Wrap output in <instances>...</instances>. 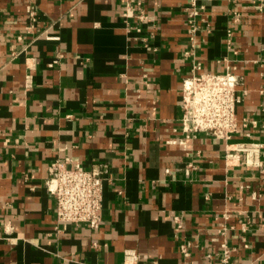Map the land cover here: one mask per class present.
I'll return each mask as SVG.
<instances>
[{"label":"crops","instance_id":"obj_1","mask_svg":"<svg viewBox=\"0 0 264 264\" xmlns=\"http://www.w3.org/2000/svg\"><path fill=\"white\" fill-rule=\"evenodd\" d=\"M125 1L147 22L126 18ZM188 3L0 0V264H123L126 249L136 264H208L223 214L227 264H264V148L261 168L234 149L264 144V0L197 1L194 59L200 72L232 68L236 117L249 122L228 142L198 133L178 144ZM53 161L106 166L96 230L56 222L44 186Z\"/></svg>","mask_w":264,"mask_h":264},{"label":"built area","instance_id":"obj_2","mask_svg":"<svg viewBox=\"0 0 264 264\" xmlns=\"http://www.w3.org/2000/svg\"><path fill=\"white\" fill-rule=\"evenodd\" d=\"M197 1L189 0L185 8L189 50L184 54L191 57L192 64L190 72L181 80L178 97L182 138L172 140L170 143L184 144L198 133H209L216 139L228 142L239 133L240 127L246 128L249 122L248 118L238 122L236 117V108L241 103V96L237 92L240 78L232 68L227 66L220 73L200 72V63L194 59L193 50L197 33L195 17L198 10H202V6H198ZM123 10L126 18L136 17L139 23H146L148 20L144 13L136 12L129 1L124 2ZM27 19L30 24L26 30L33 28L35 21V13L32 9H27ZM234 21L237 22L238 18L235 17ZM20 39L19 37L18 40ZM243 93L245 94L244 91ZM262 133L264 134V129ZM263 148V143L250 141L238 142L234 149L244 154L246 167L261 168ZM107 179L108 172L105 165L97 169L85 170L78 164L67 167L58 161H53L48 166V176L44 186L54 199L56 222L83 224L90 230H96L101 225L103 182ZM221 217L222 223L212 229L213 234L220 238L219 251L206 254L208 264L215 255L221 264H227L231 252L235 250L226 241L227 232L234 227L228 225L226 222L228 218L224 214ZM174 220L176 221L177 218L175 217ZM237 222L240 224V230L245 233L248 230V223L240 220ZM240 242L244 248L248 247L244 237ZM179 252L183 262L191 257L190 251L184 244L179 245ZM123 260V264H136L138 255L135 251L126 249L123 252Z\"/></svg>","mask_w":264,"mask_h":264}]
</instances>
